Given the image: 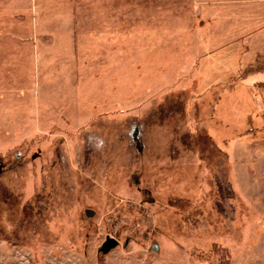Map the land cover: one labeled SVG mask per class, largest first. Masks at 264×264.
I'll use <instances>...</instances> for the list:
<instances>
[{
    "label": "rangeland",
    "instance_id": "obj_1",
    "mask_svg": "<svg viewBox=\"0 0 264 264\" xmlns=\"http://www.w3.org/2000/svg\"><path fill=\"white\" fill-rule=\"evenodd\" d=\"M193 7L0 0V264H264V21Z\"/></svg>",
    "mask_w": 264,
    "mask_h": 264
},
{
    "label": "crops",
    "instance_id": "obj_2",
    "mask_svg": "<svg viewBox=\"0 0 264 264\" xmlns=\"http://www.w3.org/2000/svg\"><path fill=\"white\" fill-rule=\"evenodd\" d=\"M193 8L196 17L206 15L203 19L205 26L212 25L215 36L222 41L233 39L227 33L242 34L264 21V0H194Z\"/></svg>",
    "mask_w": 264,
    "mask_h": 264
},
{
    "label": "water",
    "instance_id": "obj_3",
    "mask_svg": "<svg viewBox=\"0 0 264 264\" xmlns=\"http://www.w3.org/2000/svg\"><path fill=\"white\" fill-rule=\"evenodd\" d=\"M86 214L87 216L92 215L91 211H87ZM118 245L119 242L115 238L107 237L104 243L98 248V252L105 256L117 248Z\"/></svg>",
    "mask_w": 264,
    "mask_h": 264
}]
</instances>
